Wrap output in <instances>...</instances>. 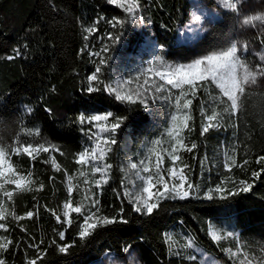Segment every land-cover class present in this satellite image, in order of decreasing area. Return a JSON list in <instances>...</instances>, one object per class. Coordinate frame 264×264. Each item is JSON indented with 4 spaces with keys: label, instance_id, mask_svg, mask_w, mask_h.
Instances as JSON below:
<instances>
[{
    "label": "trees",
    "instance_id": "obj_1",
    "mask_svg": "<svg viewBox=\"0 0 264 264\" xmlns=\"http://www.w3.org/2000/svg\"><path fill=\"white\" fill-rule=\"evenodd\" d=\"M139 3L140 8L129 15L108 0H0V143L10 147L17 139L33 144L48 141L59 150L41 153L35 161L23 154H10L13 166L21 174L30 171L37 181L34 187L43 183L44 188L17 192L11 202L5 199L9 215L2 222L8 225L9 231L4 234L13 241L1 255L6 264H28L38 255L30 245L40 241H43L40 244L43 256L37 259V264H91L106 254L121 257L126 248L134 249L142 264H202L200 256L185 247L190 238L222 264H238L240 257H230L224 251L226 248L235 251L236 241L229 238L213 242L208 235L210 227L222 233L240 234L245 250L257 258L261 255L264 163L258 164L256 160L264 156V84L250 88L241 111L236 116L226 115L223 127L210 130L204 136L200 135L201 105L207 108L210 98L203 89L197 93L191 111L192 131L184 132L187 142H195L197 148L193 152L182 151L180 155L183 163L190 166L186 169L190 182L198 188L186 199L163 200L152 215L135 212L124 195L125 187H129L128 166L141 160L149 162L146 158L156 140L161 141L157 151L164 157L162 169L166 173L172 166L162 149L172 143L167 132L175 113L174 101L165 99L166 93H155L153 89L148 93V108L139 102L129 105L116 101L115 94L107 91L104 84L134 90L143 84L145 76L151 77L149 68L160 67L157 57L175 64L240 41L249 45L250 50L244 56L257 64L260 60L251 49L258 46L264 51L261 43L264 32L251 30L244 34L239 26V14L215 10L218 16L206 36L187 46L179 42V37L192 16L190 0H139ZM115 19L125 20L123 27L113 28L109 21ZM93 25L97 30L87 34L84 29ZM109 33L120 36V40L110 41ZM105 45L110 48L107 53L101 51ZM14 49L20 50L21 55L9 60L8 56H15ZM97 52L110 59L103 66L101 90L89 93L87 77L95 71L101 58L91 53ZM152 79L162 83L158 78ZM129 80L133 83H123ZM210 91L213 95L219 94L215 86ZM176 93L178 90L173 89L172 94ZM108 111L114 116L126 117L106 160L113 166L108 183L96 189L92 184L86 187L80 182L74 188L72 199L83 200L90 194L86 189L91 188L99 199L100 215L118 219L122 216L127 223L97 228L81 240L78 231L83 217L73 213L74 223L68 226L58 222L52 210L63 219L62 205L68 199L67 177L73 176L74 183L79 181L81 166L75 163V158L92 145L88 135L95 129L94 122L80 124L78 117ZM37 129L38 136L26 134ZM233 150L238 164L244 160L249 163L233 167L229 172L224 164ZM52 154L61 171L44 162ZM155 161L156 157L151 156L152 166ZM253 171H260V177H253ZM242 180L253 184L251 191L234 196H228L226 191L225 199L217 193H213L211 200L205 197L217 185L235 191ZM7 188L11 190L14 186ZM30 210L37 214L21 221L12 219V212L24 215ZM60 231L65 232L63 241L57 235ZM66 243L73 247L67 254L60 253L58 246ZM191 256L195 259H189Z\"/></svg>",
    "mask_w": 264,
    "mask_h": 264
},
{
    "label": "snow or ice",
    "instance_id": "obj_2",
    "mask_svg": "<svg viewBox=\"0 0 264 264\" xmlns=\"http://www.w3.org/2000/svg\"><path fill=\"white\" fill-rule=\"evenodd\" d=\"M109 4L116 5L123 9L127 14L132 15L140 8L139 0H108ZM222 7L232 13L239 14L238 22L240 28H255L256 22L264 24V11H245L246 8L250 9L249 0H220ZM261 4H264V0H260ZM192 21L196 25H202V14L193 13ZM113 28L123 27L125 20L115 19L109 21ZM150 23V21H149ZM87 34H92L97 29L95 25L84 29ZM110 41L116 42L120 40V36L109 33L107 37ZM85 40L88 39V35H85ZM264 44V41H261ZM87 47V45L85 46ZM249 49L248 43L236 42L231 43L230 46L220 51H213L207 55L193 60L190 63H175L169 64L163 60L162 57H157L160 61V67H152L147 71L152 75L151 77L145 76L143 84H138L136 89L123 90L122 85L113 87L109 84H104L101 80L104 68L110 57L101 56L100 52L91 53V55L101 57L97 62L95 71L87 77L88 87L87 92L93 93L100 91V85L104 84V88L110 93H114L116 101L127 103L129 105L139 102L145 108L150 105L148 103V93L154 89L155 93L167 94L165 99H171L174 101L175 113L171 117V126L168 129L167 135L170 137L172 143L169 148H164L162 151L167 153L171 167L167 168L169 179L171 181H177L169 183L162 174L164 169L161 165L164 162V157L161 151H157V146L161 144L160 140L153 141V147L149 149V157L146 158L149 162L141 160L139 164L130 163L129 168L134 170V178L129 180L133 190H129L125 187L124 195L128 197L129 202L133 204V210L137 213H143L146 215H152L155 210L161 206V202L168 198L186 199L192 195V190L198 188V185L190 182L189 177L185 169H189L188 164L183 163L180 153L193 152L197 148L195 142H187L184 136L185 130L192 131L191 121L193 119L191 111L193 99L197 97V93L203 89L210 98L208 107L205 108L204 104L201 105L202 123L200 128V135L204 136L210 130H219L223 127V120L226 115L236 116L244 106V101L249 95V89L256 86L258 81L264 83V52H257L260 63L252 64L244 55ZM110 50L108 45L102 48V52L107 53ZM83 51V49L81 50ZM15 56H8L9 60L14 59L21 55L20 50L14 49ZM153 77L158 78L162 83H155ZM139 80V77L135 78ZM125 84L133 83L132 80L124 81ZM170 86V87H169ZM211 86H215L219 90L218 95H213L210 91ZM178 90V93L172 94V90ZM219 109V110H218ZM210 113V114H209ZM109 118L111 122H109ZM126 117L114 116L111 111H108L102 115H91L86 117L80 115L78 122L84 124L85 122L92 124L96 122L94 126L98 129L96 133L88 135L89 140H93L91 147H86L79 152L75 158V163L80 167L78 170V176L83 178V182L92 184L96 189L102 188L104 184L108 183L112 165L107 163L108 154L112 151V146L117 143L116 133L125 124ZM30 136L40 135L37 129L34 133L28 131L26 133ZM107 134V135H103ZM95 138V139H94ZM58 149L55 145L50 144L48 141L43 143H24L17 139V142L10 147H6L3 143H0V230L9 231L8 225L2 221H6L8 218L7 207L5 205V199L11 202L14 198V194L17 192H32L40 191L44 188L43 183H39L38 187H34L37 183L33 179L32 173L29 171L26 174H21L13 164L10 162V154H23L35 161L41 153H50V151ZM63 155V153H61ZM155 156V171L153 173L150 157ZM45 163H51L52 167L56 171H61L60 164L57 163L54 157L50 156ZM178 163L181 165L177 167ZM249 163L248 160H244L242 164H238L235 155V150L230 155H227V161L224 167L230 172L233 167H243ZM256 163H264V156H259ZM85 166L90 167V172L85 170ZM124 171V169H122ZM264 171V170H262ZM142 173H147L143 175ZM96 174L100 175L99 179H95ZM260 171H253L252 176L259 178ZM54 179V178H52ZM68 187V199L62 205V216L56 214L55 210L53 214L58 222L71 226L74 223L73 213L77 214V217H83V222L79 224L78 237L81 240L91 236L93 232L100 227H106L114 223H127L121 216L119 219L116 216L108 217L99 214V199L96 198V193L91 188L86 189L89 195H86L83 200L74 202L72 194L74 188L73 176L67 177ZM122 181V185H123ZM8 185L14 186L9 190ZM160 185V188H157ZM253 187L252 183L247 181H239L238 188L233 190H226L221 185H217L215 189H210L205 197L209 200L213 199V193L220 194L221 199H225V192L228 196L237 195L239 192L247 193L251 191ZM156 189V191H153ZM87 201V204L84 202ZM123 209H121V212ZM34 211H27L24 215H17L15 212L11 213L12 219L15 221L24 220L25 217L32 218L36 215ZM61 241L65 238V232L60 231L57 233ZM208 235L213 242L219 243L221 241L232 238L237 243L236 250L231 248L224 249L230 257H240L238 264H264V249L261 251V255L257 258L251 256L245 247L240 243V234L234 231H227L222 233L221 230L210 227ZM169 240L171 237L168 238ZM39 243L31 244L37 251V257L28 261V264H37V259L42 258L43 253L40 251ZM53 244L56 242L53 241ZM13 244V241L7 236H0V255L6 252L8 248ZM194 245V240H189L185 245L187 248H191ZM73 247V244H64L58 246L60 253L67 254ZM128 251V249H125ZM194 260L195 256L189 257ZM0 264H6L3 258H0Z\"/></svg>",
    "mask_w": 264,
    "mask_h": 264
},
{
    "label": "rangeland",
    "instance_id": "obj_3",
    "mask_svg": "<svg viewBox=\"0 0 264 264\" xmlns=\"http://www.w3.org/2000/svg\"><path fill=\"white\" fill-rule=\"evenodd\" d=\"M192 2L193 5V11H192V15L193 13L196 14H202V19H203V24L202 25H196L193 21H192V16L190 21L187 23V25L181 29L180 31V37H179V42L181 44L187 45V46H192L194 45L196 42H198L199 40H201L203 37L206 36V34L209 31V26L210 24L217 18L218 13L221 10H226L222 7L220 0H190ZM113 5V4H112ZM212 5V7H210ZM249 5L251 6L250 9L246 8L245 11H264V4L260 3V0H249ZM116 6V5H114ZM217 10V12L215 11ZM257 26L255 28L249 27V28H240L241 32L246 34L249 33L247 31H251V30H257L260 33L264 32V24H261L260 22H256ZM242 42V41H240ZM250 50V49H248ZM254 53L255 56H257V52H264L261 48H259L258 46L251 49ZM248 52V51H247ZM245 53H243L244 55ZM204 56V55H202ZM202 56H198L196 58H193L190 61H178L177 63H190L193 60L200 58ZM259 58V57H258ZM264 83H261L258 81L257 85H263ZM256 85V86H257ZM122 89L125 90V88L122 86ZM128 90V89H127ZM96 122H94L95 124ZM94 131L93 133H96L98 131V129L94 126ZM103 135H107V134H103ZM95 139V138H94ZM92 145H93V140H92ZM91 145V146H92ZM52 157H54V155H51ZM152 164V163H151ZM181 166L179 163L177 165V167ZM161 167L163 168V164L161 165ZM153 169V173L155 171L154 165L152 166ZM85 170L90 172V167L89 166H85ZM186 171V169H185ZM187 173V171H186ZM143 175H147V173H142ZM165 177L166 180H169V183L172 182H177V181H171L169 179L168 173L166 171V173L163 171L162 173ZM100 175L96 174L95 179H99ZM134 178V170H131L130 168L128 169V184H129V190H133L132 189V185L129 183L130 179ZM79 181L77 183H73V185H78V183L83 182V178L79 177L78 179ZM84 183V182H83ZM84 185L86 187L89 186V184H85ZM66 187H68V181L66 184ZM160 185H157V188H160ZM153 191H156V189H153ZM4 230H0V236H5L4 234ZM191 239V238H190ZM188 239V242L189 240ZM192 240V239H191ZM199 256H200V261L202 264H222L216 257H214L213 255L209 254L208 252H206L204 249H202L201 247H199L198 245L195 244L193 247H191ZM128 249V251L124 252L123 256H116L114 254H106L101 260L93 262L91 264H142L139 260V257L136 253V251L132 248H126ZM0 258H2V256L0 255Z\"/></svg>",
    "mask_w": 264,
    "mask_h": 264
}]
</instances>
